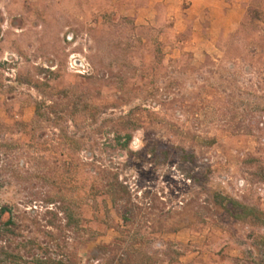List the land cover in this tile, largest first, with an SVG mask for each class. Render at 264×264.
Segmentation results:
<instances>
[{"label":"rangeland","instance_id":"rangeland-1","mask_svg":"<svg viewBox=\"0 0 264 264\" xmlns=\"http://www.w3.org/2000/svg\"><path fill=\"white\" fill-rule=\"evenodd\" d=\"M1 208L0 264H264V0H0Z\"/></svg>","mask_w":264,"mask_h":264},{"label":"trees","instance_id":"trees-1","mask_svg":"<svg viewBox=\"0 0 264 264\" xmlns=\"http://www.w3.org/2000/svg\"><path fill=\"white\" fill-rule=\"evenodd\" d=\"M252 12H253V10L251 9V8H248V10H247V15H246V19H249L250 17H251V14H252ZM260 12V11H259ZM244 24V23H243ZM242 24V25H243ZM5 213V210L3 209V208H1V210H0V216L2 215V214H4Z\"/></svg>","mask_w":264,"mask_h":264}]
</instances>
